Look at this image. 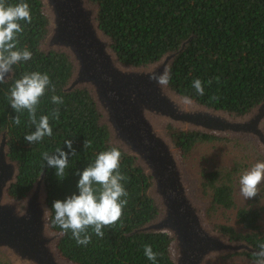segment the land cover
I'll return each instance as SVG.
<instances>
[{"label":"trees","instance_id":"obj_1","mask_svg":"<svg viewBox=\"0 0 264 264\" xmlns=\"http://www.w3.org/2000/svg\"><path fill=\"white\" fill-rule=\"evenodd\" d=\"M88 1L97 5L98 26L110 39L111 48L120 63L145 66L177 51L182 43H186L169 66L171 80L168 87L176 94L189 96L199 105L235 116L246 114L264 100V0ZM21 2L29 5L32 20L31 23L19 21L23 31L18 34L17 49L27 48L32 59L14 65L11 76L0 83V136L5 134L7 154L18 164L16 180L9 186L7 194L10 198L21 199L41 178L50 212V227L54 218L53 202L78 195L76 185L80 177L77 173L93 164L100 152L116 147L107 144L108 132L99 125L92 99L82 91H63L71 69L66 57L38 49L47 25L41 0H5L6 6ZM32 72L47 73L55 92L49 90L45 93L36 112L37 122L42 115L50 116L53 135L29 144L24 136L34 132L35 125L29 122L26 110L16 113L11 108L8 97L15 80ZM196 79L203 82V96H199L192 87ZM52 95L62 97L63 104H53ZM213 96L219 99L210 100ZM56 108H59V118L51 119V112ZM16 115L20 116L19 125L12 122ZM167 131L182 159H187L200 145L230 141L171 127ZM65 140L72 141L75 156L64 145ZM85 140L92 141L91 148L84 149ZM238 144L243 143L235 141L234 145ZM58 147L69 153V165L62 181L56 177L55 168L48 167L42 159L43 152L55 154ZM118 150L122 154L120 172L128 177L127 182L122 181L128 192V202L121 220L115 226L104 227L103 238L97 237L89 228L91 242L86 246L77 245L71 231L64 234L58 226L50 227L59 234L56 243L59 256L70 264H153L144 255L147 244L158 254L155 264H173L168 251L170 239L166 234L134 232L156 216L157 208L148 194L149 179L134 166L131 156ZM240 170V163H235L232 167L202 172L197 195L209 202L206 209L208 221L214 220L213 216L219 211L223 214L230 212L239 228L210 223L215 230L230 240L244 241L259 251L258 245L264 243V206L259 205L258 195L242 206L236 204L234 183ZM236 257L251 263L255 260L253 254L244 252L222 259ZM7 262L4 261L10 264Z\"/></svg>","mask_w":264,"mask_h":264},{"label":"water","instance_id":"obj_2","mask_svg":"<svg viewBox=\"0 0 264 264\" xmlns=\"http://www.w3.org/2000/svg\"><path fill=\"white\" fill-rule=\"evenodd\" d=\"M46 16L41 52L63 54L70 74L63 91H82L94 102L99 125L108 132L107 144L131 156L134 166L150 181L148 194L156 216L135 233L166 234L173 264H212L235 253L257 252L244 241L230 240L206 219L207 203L196 199L191 181L167 128L221 138L253 140L264 157V100L242 116L193 103L185 106L168 85L150 80L169 68L183 50L134 67L119 62L110 39L97 23L98 7L88 0H41ZM11 76L6 75V80ZM0 136V251L14 264H70L56 249L59 234L49 227L50 212L41 178L21 199L10 198L18 164L7 154Z\"/></svg>","mask_w":264,"mask_h":264},{"label":"clouds","instance_id":"obj_3","mask_svg":"<svg viewBox=\"0 0 264 264\" xmlns=\"http://www.w3.org/2000/svg\"><path fill=\"white\" fill-rule=\"evenodd\" d=\"M21 20L31 23V11L27 3L6 6L5 0H0V83L5 82L6 75L12 72L14 65L32 59V53L27 48L17 49V37L23 31L19 23ZM150 80L158 85L167 86L171 80V70L165 68L159 75L153 73ZM216 80L218 82L219 77ZM211 83L212 81L209 80L208 84L211 85ZM192 87L199 96L204 95L203 82L200 79L194 80ZM49 90L55 92V86L51 84L47 73L39 72L24 73L20 79L15 80L10 89L8 99L11 108L16 113L26 110L29 122L35 125V131L24 136L29 144L40 142L44 137L53 135L50 116L42 115L38 122L36 118L40 100ZM218 99L217 96L210 98V100ZM51 102L61 105L64 101L62 97L52 95ZM180 102L185 106H191L194 103L189 96L180 97ZM58 118L59 108L53 109L51 119ZM12 122L19 125L20 116L16 115ZM64 145L70 150L72 156L76 155L75 150L72 149L71 140H65ZM83 147L91 148L92 141L85 140ZM68 156L69 153L62 151L59 147L55 150V154L42 153V159L48 167L55 168V175L60 181L66 177ZM121 156L117 148L102 151L96 156L93 164L77 173L80 177L76 185L79 194H73L63 201L53 202L54 218L51 220L50 227L58 226L64 234L71 231L77 245L86 246L91 242L89 228L97 237L103 238L105 236L103 228L115 226L121 220L123 209L128 202V192L122 183V181L127 182L128 177L120 172ZM262 183H264V162H256L240 175L239 195L244 200L256 197ZM258 248L259 251L253 253L255 257L253 264H264V243H260ZM144 255L155 264L158 254L150 245L144 246Z\"/></svg>","mask_w":264,"mask_h":264},{"label":"rangeland","instance_id":"obj_4","mask_svg":"<svg viewBox=\"0 0 264 264\" xmlns=\"http://www.w3.org/2000/svg\"><path fill=\"white\" fill-rule=\"evenodd\" d=\"M226 139L230 141L227 143H224L222 141H215L209 144L200 145L192 151V153L187 159L181 160L185 173L187 174L189 179L195 182L196 184L194 190L195 191L194 195L196 199L199 200L201 203H207V206H209V202L205 199L200 198L197 195V189L202 172L210 171L216 168H226V167L228 168V167H232L235 163H240L241 170L236 175L235 183H234V197L236 204L238 206H242L243 204L246 203L248 199L244 200L239 195L240 175L245 170L250 169V167L254 165L256 162H263L262 160L264 157L261 154V150L253 140H249L246 138H236L235 136L232 138L226 137ZM235 141L243 144L241 145L238 144V146H236L234 145ZM244 145H248V146H244ZM178 155H180V153ZM243 164L244 165L246 164V166L244 167ZM256 199L259 205L264 206V183L260 185V191ZM213 218H214V220L212 219L213 221L207 220L209 224L217 223V224H228L235 226L233 213L228 212L223 214L222 212L219 211L215 216H213ZM235 229L239 230L238 226H235ZM4 261L5 262L8 261L10 264H14L6 253L0 251V264H5ZM212 264H253V263L241 257L232 258L230 260H224L221 257L214 260Z\"/></svg>","mask_w":264,"mask_h":264}]
</instances>
